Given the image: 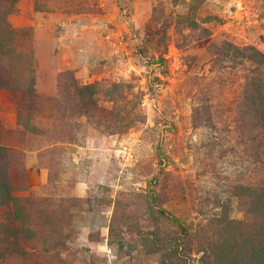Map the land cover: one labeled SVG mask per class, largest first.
I'll return each instance as SVG.
<instances>
[{
  "label": "rangeland",
  "instance_id": "obj_1",
  "mask_svg": "<svg viewBox=\"0 0 264 264\" xmlns=\"http://www.w3.org/2000/svg\"><path fill=\"white\" fill-rule=\"evenodd\" d=\"M0 183V264H264V0H0Z\"/></svg>",
  "mask_w": 264,
  "mask_h": 264
},
{
  "label": "trees",
  "instance_id": "obj_2",
  "mask_svg": "<svg viewBox=\"0 0 264 264\" xmlns=\"http://www.w3.org/2000/svg\"><path fill=\"white\" fill-rule=\"evenodd\" d=\"M10 191H11V188L8 186L7 183L6 184L0 183V195L4 196L6 198V201H4V204L9 211L11 210V205H13V202H14L12 194ZM160 212L162 214L168 216V218L175 220V221H178V218H176L174 215L168 214L165 210L161 209ZM9 220H10V218H9ZM179 224H180V226L184 227V225L182 223L179 222Z\"/></svg>",
  "mask_w": 264,
  "mask_h": 264
}]
</instances>
